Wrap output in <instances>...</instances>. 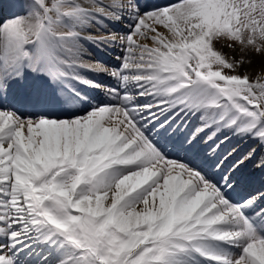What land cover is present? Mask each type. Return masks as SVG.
<instances>
[{
    "label": "snow or ice",
    "instance_id": "1",
    "mask_svg": "<svg viewBox=\"0 0 264 264\" xmlns=\"http://www.w3.org/2000/svg\"><path fill=\"white\" fill-rule=\"evenodd\" d=\"M19 7L0 22V264H264V192L234 202L224 190L230 175L221 187L194 163L170 159L149 128L177 136L181 114L200 112L179 141L186 152L202 140L214 157L225 129L264 142V74L238 72L264 56V0ZM125 18L126 32L109 27ZM94 24L105 34L83 36ZM81 41L121 46V64L91 61ZM237 46L239 59L222 51ZM88 72L111 75L123 95ZM130 86L152 101L137 104Z\"/></svg>",
    "mask_w": 264,
    "mask_h": 264
},
{
    "label": "bare ground",
    "instance_id": "2",
    "mask_svg": "<svg viewBox=\"0 0 264 264\" xmlns=\"http://www.w3.org/2000/svg\"><path fill=\"white\" fill-rule=\"evenodd\" d=\"M23 2V0H0V22H3V21H6V20H8V19H10L12 16H13V14H19V13H21V8L19 7V5L21 4ZM105 2H107V0H105ZM5 4H6V7H5ZM5 14L7 15V14H9L8 16H5ZM3 15H4V19H3ZM125 21H123V23H124ZM124 26V25H123ZM90 29H86V30H84L83 32H82V35L83 36H88L86 33H85V31H89ZM161 31V30H160ZM163 32H165V31H163ZM165 34H167V33H165ZM83 42L84 41H81V43L83 44ZM84 44H85V42H84ZM116 48V47H115ZM217 48H220V45H217ZM222 51L225 53V54H227V55H229V56H235L237 59H239V57H240V52H239V47L237 46V49H236V51L235 52H233L231 49H229V48H227V47H224V48H222ZM248 57H246V59H247ZM251 60H252V63H251V65H248V64H245L243 67H241L240 69H238V72H239V74L240 75H244V74H249V76H250V79H255L258 75H262V74H264V65H262V61H264V56H257V55H251ZM225 72L226 73H228V74H235V73H231L230 72V70H227V69H225ZM31 79H32V77L31 76H29V80L28 81H26V83H29L30 81H31ZM112 78H110V80H111ZM22 82L23 81H21L20 82V84L19 85H21L22 84ZM105 92V91H104ZM97 100H99V98L97 99ZM146 100H152V97H147L146 98ZM96 102H98V101H96ZM83 114V113H82ZM77 115H81V113L80 114H77ZM199 115H201V113L199 112ZM226 131H228V129H225L224 130V132H226ZM249 137H251V135H248V137L247 138H245V140L247 141V139L249 138ZM240 139H242V136L240 137V136H238V137H236V140L235 141H237V140H240ZM258 143V144H256V143ZM251 143H253V144H256L255 145V150H256V148H257V146L259 145L260 146V150H259V153L261 154V155H264V146H262L263 145V142H261L259 139H257V138H254L252 141H251ZM254 150V151H255ZM253 151V152H254ZM252 152V154L253 155H255V154H257L256 152H254L253 153ZM258 155V156H256L257 158H259L261 155ZM257 160V159H256ZM255 161V160H254Z\"/></svg>",
    "mask_w": 264,
    "mask_h": 264
},
{
    "label": "rangeland",
    "instance_id": "3",
    "mask_svg": "<svg viewBox=\"0 0 264 264\" xmlns=\"http://www.w3.org/2000/svg\"><path fill=\"white\" fill-rule=\"evenodd\" d=\"M92 29H94V30H92ZM159 30H161V32H163V31H165V33H166V30L165 29H163L162 27L161 28H159ZM97 31V32H96ZM98 31H100V30H98V25H93L92 26V28H91V30H89V31H87L86 33H88V34H90V35H100V32H98ZM147 43H149V44H151L152 42L149 40V41H147ZM92 44H90V46H91ZM84 49H85V51L86 52H89L87 49H88V47L87 46H84ZM123 55V54H122ZM84 60L85 61H89L88 60V58H84ZM135 88L137 89V90H139L138 89V87H136L135 86ZM134 96H136V97H138V93L136 92L135 94H134ZM84 115V114H83ZM82 116V115H81ZM262 158V157H261Z\"/></svg>",
    "mask_w": 264,
    "mask_h": 264
}]
</instances>
